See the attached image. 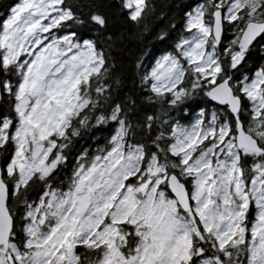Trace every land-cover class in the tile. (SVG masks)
Instances as JSON below:
<instances>
[{
	"label": "snow or ice",
	"instance_id": "1",
	"mask_svg": "<svg viewBox=\"0 0 264 264\" xmlns=\"http://www.w3.org/2000/svg\"><path fill=\"white\" fill-rule=\"evenodd\" d=\"M2 7L0 264H264V0Z\"/></svg>",
	"mask_w": 264,
	"mask_h": 264
},
{
	"label": "trees",
	"instance_id": "2",
	"mask_svg": "<svg viewBox=\"0 0 264 264\" xmlns=\"http://www.w3.org/2000/svg\"><path fill=\"white\" fill-rule=\"evenodd\" d=\"M10 2H11V0H0V12H3V7L2 6L4 4L10 3Z\"/></svg>",
	"mask_w": 264,
	"mask_h": 264
}]
</instances>
